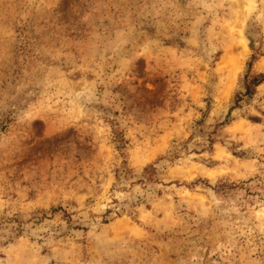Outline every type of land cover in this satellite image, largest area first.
I'll use <instances>...</instances> for the list:
<instances>
[{
	"label": "rangeland",
	"instance_id": "1",
	"mask_svg": "<svg viewBox=\"0 0 264 264\" xmlns=\"http://www.w3.org/2000/svg\"><path fill=\"white\" fill-rule=\"evenodd\" d=\"M260 74L264 0H0V264H264Z\"/></svg>",
	"mask_w": 264,
	"mask_h": 264
},
{
	"label": "trees",
	"instance_id": "2",
	"mask_svg": "<svg viewBox=\"0 0 264 264\" xmlns=\"http://www.w3.org/2000/svg\"><path fill=\"white\" fill-rule=\"evenodd\" d=\"M252 65H253L252 63L249 64L250 71H251ZM262 83H264V74H260L255 77L247 75L246 85H245L246 93L245 95H242V96L252 97L254 95V90L256 89V87H258Z\"/></svg>",
	"mask_w": 264,
	"mask_h": 264
},
{
	"label": "bare ground",
	"instance_id": "3",
	"mask_svg": "<svg viewBox=\"0 0 264 264\" xmlns=\"http://www.w3.org/2000/svg\"><path fill=\"white\" fill-rule=\"evenodd\" d=\"M227 58V56L225 57V59Z\"/></svg>",
	"mask_w": 264,
	"mask_h": 264
}]
</instances>
